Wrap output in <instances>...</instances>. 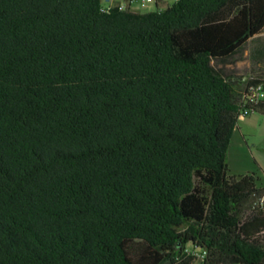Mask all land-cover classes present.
<instances>
[{
    "label": "trees",
    "instance_id": "1",
    "mask_svg": "<svg viewBox=\"0 0 264 264\" xmlns=\"http://www.w3.org/2000/svg\"><path fill=\"white\" fill-rule=\"evenodd\" d=\"M0 0V264H264V187L228 174L264 77V0ZM257 86V87H256Z\"/></svg>",
    "mask_w": 264,
    "mask_h": 264
},
{
    "label": "crops",
    "instance_id": "2",
    "mask_svg": "<svg viewBox=\"0 0 264 264\" xmlns=\"http://www.w3.org/2000/svg\"><path fill=\"white\" fill-rule=\"evenodd\" d=\"M246 51L245 48L242 55H248ZM232 143L235 145L233 162L230 163L229 158L227 161L230 174L254 173L260 179V187H264V117L250 114L240 119L233 132Z\"/></svg>",
    "mask_w": 264,
    "mask_h": 264
},
{
    "label": "rangeland",
    "instance_id": "3",
    "mask_svg": "<svg viewBox=\"0 0 264 264\" xmlns=\"http://www.w3.org/2000/svg\"><path fill=\"white\" fill-rule=\"evenodd\" d=\"M132 1V2H131ZM174 0H164L159 7L161 9H165L166 7L170 6ZM103 7H111L115 5H122L124 8H129L134 12H148L156 9L154 0H103L102 1ZM261 44H264V32L261 33L259 36ZM256 48V44L249 42L246 49L249 52L248 55L245 56V53L239 57L233 64L228 65L225 67V71L232 74L236 78L241 79H249L257 76L264 77V60L254 62L250 57V51ZM246 51V52H247ZM235 145L230 142L229 145V153L227 156V161L229 158V162H233ZM228 174L232 176L228 169Z\"/></svg>",
    "mask_w": 264,
    "mask_h": 264
},
{
    "label": "built area",
    "instance_id": "4",
    "mask_svg": "<svg viewBox=\"0 0 264 264\" xmlns=\"http://www.w3.org/2000/svg\"><path fill=\"white\" fill-rule=\"evenodd\" d=\"M252 93H253L252 94V97L253 98H255V97L256 98H262V97H264V94H262L260 92V90H254V89H252ZM242 118L243 117H241L240 119H242ZM186 254H187V256H190V257L193 258V261L191 262V264H204V262H205L206 253L202 249L187 248L186 249Z\"/></svg>",
    "mask_w": 264,
    "mask_h": 264
},
{
    "label": "bare ground",
    "instance_id": "5",
    "mask_svg": "<svg viewBox=\"0 0 264 264\" xmlns=\"http://www.w3.org/2000/svg\"><path fill=\"white\" fill-rule=\"evenodd\" d=\"M257 87V86H256ZM261 87V86H260ZM259 86L257 88H255L254 90H262Z\"/></svg>",
    "mask_w": 264,
    "mask_h": 264
}]
</instances>
